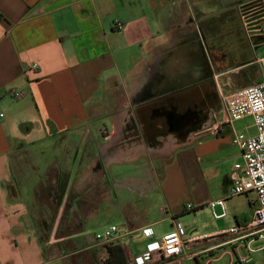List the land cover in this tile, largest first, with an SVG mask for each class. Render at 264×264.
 I'll return each instance as SVG.
<instances>
[{
  "label": "crops",
  "instance_id": "crops-1",
  "mask_svg": "<svg viewBox=\"0 0 264 264\" xmlns=\"http://www.w3.org/2000/svg\"><path fill=\"white\" fill-rule=\"evenodd\" d=\"M246 1L0 0V264H105L99 228L147 230L145 252L174 221L187 242L167 264H264L253 227L227 232L253 218L254 193L230 180L252 118L202 131L216 98L201 126L176 123L172 152L157 131L193 91L258 82ZM130 237L114 243L145 264Z\"/></svg>",
  "mask_w": 264,
  "mask_h": 264
},
{
  "label": "built area",
  "instance_id": "built-area-1",
  "mask_svg": "<svg viewBox=\"0 0 264 264\" xmlns=\"http://www.w3.org/2000/svg\"><path fill=\"white\" fill-rule=\"evenodd\" d=\"M237 14L242 30L248 42L253 47L254 38L264 37V0H248L237 5ZM118 28L120 22H116ZM260 79L258 82L223 92L217 87L218 108L212 113V123L202 131L218 134L225 124L250 116L253 121L255 133L246 135L235 133L231 142L241 152L242 163H236L230 172L231 194H246L253 192L255 195L254 213L252 220L242 226L228 228V233H236L240 228L253 227L252 233L264 238V55L256 59ZM36 69V64L32 65ZM14 95H17L14 92ZM211 207L224 206V199L218 198L209 202ZM212 214L217 217L214 212ZM222 213L221 215H223ZM147 230H127L118 225H110L107 229L96 233V239L105 243L117 242L122 236L131 237L139 235V241L146 237ZM144 237H140V235ZM185 227L178 221L173 222V227L164 233L160 240L154 242L150 250L142 253L145 264H167L177 260L187 242ZM127 264H138L136 258L129 257Z\"/></svg>",
  "mask_w": 264,
  "mask_h": 264
},
{
  "label": "rangeland",
  "instance_id": "rangeland-1",
  "mask_svg": "<svg viewBox=\"0 0 264 264\" xmlns=\"http://www.w3.org/2000/svg\"><path fill=\"white\" fill-rule=\"evenodd\" d=\"M257 53L258 54H264V45H262L261 47H259L257 49ZM206 90L208 92V94H207L208 96L206 95L207 97H205L203 99V101H201L202 96L199 95L198 92L195 93L193 91L191 97L189 98L190 100L187 101V103H185V105L186 106L188 105V106L186 107V109L182 113L188 112L190 114V117L187 119L186 124L187 125L192 124L193 128L201 126V125H199V121L202 122V121H205L206 119H208L209 108L210 107L213 108L216 104V98L217 97L215 94L216 90H215L214 86H212V85L207 86ZM182 105H184V104H182ZM182 108L183 107L181 106L180 110H182ZM159 119H160V121H159L160 126L158 127L159 129L157 131H158L160 137L165 141V146L167 148H169L170 143H171V152H172V148L174 147V143H175V141H178V138H179L178 132L175 131L176 129H179L176 125V120H175V118H171V120L170 119L166 120L165 118H163V116H160ZM195 119H196V121L194 122ZM188 121H190V123H188ZM245 122H249V120H246ZM170 126H171V130H170ZM180 131H182V130H180ZM169 152H170V150H167L165 152L166 153L165 156L169 155ZM103 230H104V228H99L98 232L103 231ZM94 231L92 230V233ZM138 236L139 235L134 236V237H130L128 242H126V243H128L129 251H130L131 255H133V256L139 255L147 247L146 245H143L142 240L139 241ZM122 241H124V240H122ZM154 242H156V241H154Z\"/></svg>",
  "mask_w": 264,
  "mask_h": 264
},
{
  "label": "trees",
  "instance_id": "trees-1",
  "mask_svg": "<svg viewBox=\"0 0 264 264\" xmlns=\"http://www.w3.org/2000/svg\"><path fill=\"white\" fill-rule=\"evenodd\" d=\"M107 256L105 264H127L123 248L117 243L106 245Z\"/></svg>",
  "mask_w": 264,
  "mask_h": 264
},
{
  "label": "flooded vegetation",
  "instance_id": "flooded-vegetation-1",
  "mask_svg": "<svg viewBox=\"0 0 264 264\" xmlns=\"http://www.w3.org/2000/svg\"><path fill=\"white\" fill-rule=\"evenodd\" d=\"M187 115H189V113L188 112H184V113L179 114V116H176L175 117L176 123L180 124V126H183V124H181L182 120L185 119ZM182 129L183 130L186 129V126H184Z\"/></svg>",
  "mask_w": 264,
  "mask_h": 264
},
{
  "label": "water",
  "instance_id": "water-1",
  "mask_svg": "<svg viewBox=\"0 0 264 264\" xmlns=\"http://www.w3.org/2000/svg\"><path fill=\"white\" fill-rule=\"evenodd\" d=\"M205 58H206V56H205ZM207 59V58H206Z\"/></svg>",
  "mask_w": 264,
  "mask_h": 264
}]
</instances>
